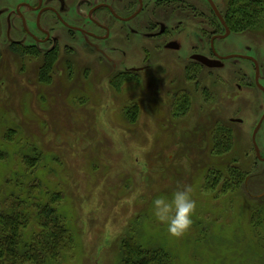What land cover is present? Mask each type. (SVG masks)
<instances>
[{"label": "rangeland", "instance_id": "obj_1", "mask_svg": "<svg viewBox=\"0 0 264 264\" xmlns=\"http://www.w3.org/2000/svg\"><path fill=\"white\" fill-rule=\"evenodd\" d=\"M188 1L201 2L209 15L205 0ZM213 1L223 12L227 0ZM218 48L250 53L264 67V28L232 30ZM76 49L74 55L61 50L45 73L49 63L23 58L0 42V198L13 193L26 199L29 186L39 183L37 204L60 193L55 206L73 247L59 264H117L131 229L129 236L165 249L174 264H264V176L245 187V178L261 170L252 166L251 136L264 96L254 89L260 99L247 103L251 114L233 116L238 107L228 102L227 69L197 70L202 81L196 92L194 82L183 83L179 53L161 51V61L128 79L121 59L116 65L115 57L109 62ZM129 60L128 66L144 64ZM236 117L243 123L231 120ZM35 150L41 157L25 177V159ZM234 169L244 173L243 181L228 177ZM16 176L23 191L16 189ZM184 185L192 188L196 211L191 229L177 237L156 220L152 201ZM29 212L26 239L36 228V208Z\"/></svg>", "mask_w": 264, "mask_h": 264}, {"label": "flooded vegetation", "instance_id": "obj_2", "mask_svg": "<svg viewBox=\"0 0 264 264\" xmlns=\"http://www.w3.org/2000/svg\"><path fill=\"white\" fill-rule=\"evenodd\" d=\"M205 1L209 15L201 2L188 0H0V42L5 41L13 53L23 58H41L44 64L51 63L61 50L74 55L79 46L109 62L115 57L116 65L121 59L122 74L127 78L150 70V61H161L158 55L163 50L179 53L183 59V83L194 82L196 92L202 81L197 70L227 69L228 102L238 107L232 115L246 117L251 114L247 103L252 105L260 99L253 90L264 96V67L250 53L227 54L219 50L218 43L226 41L232 30L222 13L225 24ZM183 50L184 55L180 53ZM200 57L221 66L211 68ZM128 60H142L145 65L128 66ZM168 60L163 59L164 63ZM229 61L249 62L251 67L227 65ZM211 78L219 80L220 76L213 73ZM240 103L244 106H237ZM231 120L243 123L238 117ZM263 124L264 111L251 136L255 159L252 166L261 170L245 178L246 189L255 176H264ZM261 195L264 202V194Z\"/></svg>", "mask_w": 264, "mask_h": 264}, {"label": "trees", "instance_id": "obj_3", "mask_svg": "<svg viewBox=\"0 0 264 264\" xmlns=\"http://www.w3.org/2000/svg\"><path fill=\"white\" fill-rule=\"evenodd\" d=\"M221 13L235 32H253L264 28V0H227V6ZM55 60L56 57H53L49 66L45 67L49 69L45 73L50 72ZM131 115L135 121L137 112ZM34 152L35 157L25 159V177L34 173L35 160L41 157L38 151ZM228 173L229 178H235L233 181H243L245 178L244 173L240 174L235 169ZM20 178L16 176L14 184L17 190L23 191V180ZM41 192L42 184L39 183L29 186L26 199L13 193L10 197L0 198V264H59L63 255L72 250L70 231L55 206L62 200L60 193H49L47 202L37 204L34 195ZM8 198H12L10 203ZM30 200L35 203H30ZM29 207L36 208V228L31 238L26 239L25 232L33 221ZM129 235L122 239L117 264H174L172 256L165 249L146 247Z\"/></svg>", "mask_w": 264, "mask_h": 264}, {"label": "clouds", "instance_id": "obj_4", "mask_svg": "<svg viewBox=\"0 0 264 264\" xmlns=\"http://www.w3.org/2000/svg\"><path fill=\"white\" fill-rule=\"evenodd\" d=\"M196 201L191 186H180L171 196L159 195L152 201V213L172 236H182L191 229Z\"/></svg>", "mask_w": 264, "mask_h": 264}, {"label": "water", "instance_id": "obj_5", "mask_svg": "<svg viewBox=\"0 0 264 264\" xmlns=\"http://www.w3.org/2000/svg\"><path fill=\"white\" fill-rule=\"evenodd\" d=\"M207 1H208V2L210 3V5L212 6V9H213L215 15L220 19V21H222V23H224L223 17H222V15H221L220 11L218 10L217 6L215 5L214 1H213V0H207ZM224 24H225V23H224ZM228 32H229V31H228ZM199 59L201 60V62H202L204 65H207V66H209V67H211V68H213V67L215 68V67H219V66H221V65H217V64H218L217 61H211V60L206 59L205 57H200ZM261 89H263V88L261 87ZM257 130H258V129H257Z\"/></svg>", "mask_w": 264, "mask_h": 264}]
</instances>
